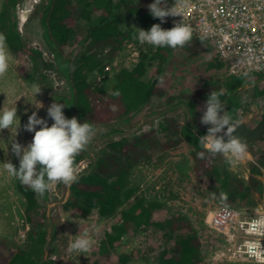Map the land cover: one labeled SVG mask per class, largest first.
<instances>
[{"label": "rangeland", "instance_id": "374dc122", "mask_svg": "<svg viewBox=\"0 0 264 264\" xmlns=\"http://www.w3.org/2000/svg\"><path fill=\"white\" fill-rule=\"evenodd\" d=\"M53 3L54 0H22L19 6L9 9V17L16 21L26 54L15 57L8 49L9 70L3 78H0V110L15 106L19 118L16 135L14 129L0 130V164L11 162L17 170L19 160L11 151V143L27 146L31 142L34 133L24 130L28 117L35 112L37 118L46 120L50 127L53 121L47 116L48 107L53 102L65 105L63 97L70 96L66 82L47 66L52 56L42 37L40 13L45 5ZM71 3L74 32L69 44L59 47V50L63 58L68 59L70 66L74 68L76 64H81L78 61L90 55V52L87 50L89 40L85 39L86 23L79 16L80 2L71 0ZM2 4L3 0H0V11ZM92 18H96V15L93 14ZM122 25L126 29H131L133 26L140 29L141 20L138 16H133L120 25V29L125 30ZM193 40L192 38L191 41ZM128 41L133 43L131 47H128ZM127 42L122 44L109 64L103 67V72L97 70L90 72L87 68H83L82 74L86 80L101 83L106 95H111L113 92L120 71L131 70L139 61L140 53L149 51L147 44L140 45L135 40H127ZM30 49L40 52L43 59V61L38 59L37 70L44 77L34 82L41 87V91L35 96L31 89L33 83L26 81L24 73L19 70L21 65L30 68L31 62L27 56ZM150 50L152 52L150 55H154L155 49L150 48ZM135 51L137 54H133ZM163 54L162 59L152 57L146 62V72L142 79L155 81L164 94L152 96L149 102L126 122L119 119L107 125L97 126L95 137L82 152L83 159L77 165L79 176L85 171L92 170L100 173L104 178L114 180L115 170L107 167H102L100 170L97 161L105 153L119 156L117 151L124 150L131 155L132 165L128 170L126 187L135 188L133 196L124 200L121 207L109 218L100 217L97 209H92L90 214L83 218L68 206L67 202L71 199L69 188L56 184L43 197L36 194L39 210L44 211V216H41L40 213L35 212L36 210L27 212L26 202L16 190V179L0 167V240L4 242L8 255H13L17 249H29L31 224L28 219L30 218L34 221H43L45 224L47 243L44 256L59 264H123L120 261L121 256L128 258L124 264H158L161 253L173 255L180 239L191 234H196L198 237L199 229L202 231L201 234H204L208 229L205 218L211 217L213 212L223 205L219 199L222 185L225 187L223 193H227V196L231 195L233 199L232 201L227 199L226 205L238 206L247 203H249L247 205H255L252 200L250 201L254 192L246 191L244 194L245 190L240 192L238 190H241V186L248 185L250 179L263 177L262 172L254 173L252 168L257 166L255 155L264 151V140L248 143L247 157L232 170L222 156L212 155L211 176L200 181L196 179L193 168V148L183 139L172 137L169 131L162 129L165 119H171L179 126L191 122L192 119L186 108L180 105L181 101L188 100L194 107L197 127L207 131L209 126L200 123L205 110V98L203 95H193V93L205 90L208 82L219 85L227 76L213 66H208L198 53L194 54L193 50H188L185 46L175 50L170 49ZM158 69L161 73H158ZM94 72L98 73V76L93 75ZM259 76L264 78V74ZM254 90V84L237 90L241 106L235 118L241 120L247 128H253L264 114V95H254ZM62 111L67 118L66 108L64 107ZM35 130H39V126ZM145 135L148 138L142 143L139 141L135 147V142ZM121 140L125 141L120 142V144L124 143V146L112 150L110 145ZM260 187L261 191H255L256 193L263 191V186ZM212 193L216 194L215 198ZM136 197H144L146 201H157L160 203L159 210L153 213L151 221L147 224L136 225L130 222L127 232L121 239L113 243L111 249H105L107 233H111V227L120 222L121 211L133 205ZM179 217L180 219H177ZM170 220L175 223H171ZM186 224L191 228H186ZM84 233H88L95 242L91 250L82 254L67 252L71 236ZM211 233L214 234L211 242L206 245V251L211 252L208 254L214 258L216 253H220L218 246L223 241L215 232ZM206 234H210L209 231H206ZM198 239L200 242L199 237ZM201 250L200 243L199 262L202 260Z\"/></svg>", "mask_w": 264, "mask_h": 264}, {"label": "trees", "instance_id": "16d2710c", "mask_svg": "<svg viewBox=\"0 0 264 264\" xmlns=\"http://www.w3.org/2000/svg\"><path fill=\"white\" fill-rule=\"evenodd\" d=\"M81 8L79 16L85 21V39L89 40L88 49L90 55H86L76 64L74 68L70 66V61L63 58L59 47L69 44V39L73 35L74 20L72 18L73 7L71 0H54L52 5H45L40 13V25L43 30V39L51 52L52 60L48 63L55 74L66 82L70 96L64 98L66 116L71 119L76 117L81 123L88 122L95 126L101 124L107 125L115 120L128 121L132 115L139 112L154 95H163V90L158 87L153 80L144 81L142 78L146 72V62L152 57L162 59L163 53L170 48H159L152 54L149 46L148 53H140L139 61L131 69H122L117 77V82L113 87L114 91H119V96L106 95L104 87L97 81L89 82L82 74L83 68L90 72L94 70L103 72V67L109 64L110 60L116 55L122 44L127 40H133L132 29L122 30L120 25L132 18L138 16L141 21L140 29L149 30L152 25L161 23L159 19H154L149 11L148 5L154 0H78ZM22 0H3L0 11V32L3 33L7 40V48L15 56L20 57L26 54L24 51L21 36L17 29L16 21L9 17V9L19 6ZM173 0H168L170 6ZM95 14L96 18H92ZM138 43V41H135ZM190 44V45H189ZM185 48L193 50V53H199L203 47L198 45L195 40L191 41ZM108 47V48H107ZM107 48V49H106ZM152 49V48H151ZM108 50V52H105ZM163 54V55H162ZM30 59V68L21 65L19 70L24 73V79L29 83L39 81L44 77L38 72V61H43L42 55L36 49H30L27 54ZM39 59V60H38ZM83 65V66H82ZM158 73L161 70L158 69ZM254 84V95H264V78L259 75L246 78L241 76L226 77L221 84L208 82L206 89L194 92L193 95H203L205 102L212 91H224L220 97L233 117L241 106L237 96V90L245 85ZM180 105L184 106L191 117V122L179 126L171 119H165L162 129L169 131V135L177 139H183L192 148V158L194 161L193 168L196 179L209 178L211 171L212 155L205 152L203 159L198 153L203 151L198 143L199 137L207 134V131L200 130L194 119V107L188 100L181 101ZM148 137L145 135L135 142L142 143ZM170 140H172L170 138ZM173 141V140H172ZM120 142H113L110 147L113 150L121 149ZM134 146V145H133ZM133 148V147H132ZM131 148V149H132ZM130 149V150H131ZM129 150V151H130ZM120 155L105 153L98 159L97 164L100 170L102 167L115 170V179L109 180L104 178L100 173L92 170L83 172L76 183L69 188L71 199L67 202L68 206L76 211L81 217H87L92 209H97L100 217L109 218L119 209L124 200L130 199L135 188H127L128 170L132 165L130 162L131 155L124 150L117 151ZM128 152V151H127ZM81 153L76 157V164L83 159ZM257 166L252 168L254 173L259 174L264 169V151L255 155ZM103 163V164H102ZM19 168V167H18ZM203 170V172H201ZM213 172V171H212ZM63 185V184H61ZM260 182L252 178L248 185L241 186L240 191L247 192L261 191ZM17 192L24 198L27 206V212L35 211L44 216V211L39 210L36 194L28 187L23 186L18 180L15 182ZM224 186L220 188V193L224 192ZM237 193V191H236ZM233 196V195H232ZM228 199L232 201L231 195ZM160 203L155 200L146 201L143 198H135L133 205L128 209L121 211V221L111 227V233L106 235L105 249H111L113 243L119 241L127 232L130 222L136 225L147 224L151 221L152 215L159 210ZM173 219V218H172ZM177 219H180L177 218ZM31 224L29 233V249H17L13 255L6 253L5 244L0 240V264H59L53 259L45 257L46 230L45 224L38 220L28 219ZM171 223H175V221ZM186 228L189 225L186 224ZM191 228V227H190ZM189 228V229H190ZM199 247L200 242L196 234L188 235L178 241L173 255L168 256L165 252L161 253L158 258V264H199ZM51 252V251H50ZM127 257L121 256V263L127 262Z\"/></svg>", "mask_w": 264, "mask_h": 264}, {"label": "clouds", "instance_id": "9594fccd", "mask_svg": "<svg viewBox=\"0 0 264 264\" xmlns=\"http://www.w3.org/2000/svg\"><path fill=\"white\" fill-rule=\"evenodd\" d=\"M191 6V0H173L170 6L166 0H154L148 5V11L154 19H159L161 23H164L166 17H183ZM122 27L128 30L123 25ZM131 29L133 30L131 36L133 40L138 41L140 45L147 44L157 49L183 48L193 38L192 27L184 23L183 20L178 23L174 22V26L169 30L162 29L159 24L152 25L147 31L135 26ZM6 40V36L0 33V78H3L9 70L10 54ZM203 50L204 47L198 55ZM213 67L219 70L218 66ZM93 75L98 76V73L94 72ZM244 75L247 78L248 74ZM31 89L34 96L41 91L40 85L36 83L31 85ZM111 94L119 96L120 92L117 90ZM222 95H224L223 90L212 91L205 102V110L200 123L209 127L207 134L198 139V143L203 149L198 153V156L203 159L205 152L213 156L220 155L232 170L247 157L248 144L244 137L234 135L242 122L234 118L228 111H224L225 105L220 99ZM64 107H66L64 104L57 102H53L48 107L47 116L53 121L50 127L46 120L38 119L36 113L33 112L24 126L25 131L34 133L31 142L27 146H21L16 142L11 143V151L19 160L18 170L11 162L0 164V167L8 174L23 186L30 188L39 197H43L53 185L63 184L70 187L78 181L76 157L86 150L97 133L95 126L88 122L81 123L76 117L66 118L62 111ZM16 112L15 106L0 110V130L14 129L16 135V130L19 127V118ZM37 126H39V130H35ZM211 195L213 198L216 196L215 193ZM219 199L221 204L226 206L227 193L221 192ZM247 231L252 236L264 237V215L252 219L248 224ZM71 237L67 247L69 253H87L95 243L88 233ZM244 247L249 256L264 264V248H262L261 239L247 240Z\"/></svg>", "mask_w": 264, "mask_h": 264}, {"label": "built area", "instance_id": "2783aa9c", "mask_svg": "<svg viewBox=\"0 0 264 264\" xmlns=\"http://www.w3.org/2000/svg\"><path fill=\"white\" fill-rule=\"evenodd\" d=\"M191 5L183 17H166L164 23L157 24L164 30L181 20L189 24L193 38L204 47L199 55L202 61L218 66V71L226 76L247 73L250 78L264 74V0H191ZM127 43L128 47L133 44ZM261 172L264 176V170ZM257 179L263 191L250 198L255 205H222L211 217L205 218L209 229L206 231L210 234L206 231L201 234V229L197 231L202 249L199 264H261L260 260L249 256L244 247L247 240L261 239L264 248V237L252 236L247 231L252 219L264 215V179ZM211 232L223 241L218 246L220 253L214 258L206 251L214 234Z\"/></svg>", "mask_w": 264, "mask_h": 264}, {"label": "water", "instance_id": "95a60500", "mask_svg": "<svg viewBox=\"0 0 264 264\" xmlns=\"http://www.w3.org/2000/svg\"><path fill=\"white\" fill-rule=\"evenodd\" d=\"M234 135L242 136L246 139L247 144L256 141L264 140V114L261 119L253 128H247L242 122V125L238 126L236 133Z\"/></svg>", "mask_w": 264, "mask_h": 264}, {"label": "bare ground", "instance_id": "6f19581e", "mask_svg": "<svg viewBox=\"0 0 264 264\" xmlns=\"http://www.w3.org/2000/svg\"><path fill=\"white\" fill-rule=\"evenodd\" d=\"M139 18V17H138ZM134 19H136V18H134ZM141 20V19H140ZM142 21V20H141ZM135 22V21H134ZM138 28V27H137ZM218 166V165H217ZM187 177V176H186ZM183 178V177H182ZM185 178V177H184ZM264 179V176L263 177H261V179ZM181 180H183V179H181ZM190 183V182H189ZM192 184V183H191ZM190 184V185H191ZM178 189V188H177ZM176 194H179V193H176ZM180 201V200H179ZM180 203V202H179ZM185 206V205H184ZM193 210V209H192ZM188 211H189V209H188ZM172 213H173V211H172ZM178 213V212H177ZM175 214H176V211H175ZM185 219V218H184ZM164 221V220H163ZM192 224V223H191ZM169 230V229H168ZM181 231V230H180ZM195 232V231H194ZM183 237V236H182ZM216 244V243H215ZM220 244V243H219ZM215 248V247H214ZM213 250V249H212ZM209 252V251H208ZM214 252H216V251H214Z\"/></svg>", "mask_w": 264, "mask_h": 264}]
</instances>
